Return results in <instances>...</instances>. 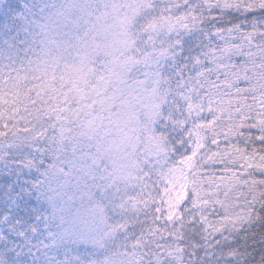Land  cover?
<instances>
[{
  "label": "trees",
  "instance_id": "trees-1",
  "mask_svg": "<svg viewBox=\"0 0 264 264\" xmlns=\"http://www.w3.org/2000/svg\"><path fill=\"white\" fill-rule=\"evenodd\" d=\"M87 2L0 0V118L5 123L0 128V186L29 182L24 200L35 215H48L40 227L22 228L13 221L0 229V264H200L203 255L208 264H264V0H141L130 30L138 39L135 62L130 66L121 59L108 69L93 62L111 73L107 89L117 104L109 114L93 108L89 117L95 126L81 109L84 100L79 104L71 90L74 72L62 71L70 53L79 51L82 35L93 29L92 13H106L104 0L92 7ZM178 15L184 22L174 29L171 22ZM115 25L114 20L103 23L106 32L113 27L119 43L122 29ZM194 43L207 49L198 70L209 100L207 135L215 150L214 159L199 164L193 177L191 202L211 210L202 229L208 238L202 252L194 247L201 229L161 228L148 217L150 189L170 163L166 154L182 132L174 117V80L167 81L181 76ZM158 46H165L167 62L152 72L161 83V97L149 134L135 138L142 145L133 154L144 152L134 160L136 210L121 216L100 197L111 177L105 169L120 163V147L110 145L121 137V124L113 118L123 105L122 91L145 77L147 60ZM52 59H61L62 68H51ZM154 151L159 158L152 166ZM104 207L112 210L109 226L116 231L97 252L80 240L83 231L94 238L95 215ZM52 231L58 233L56 247H43ZM93 238L89 235V241ZM135 238L144 239V253L130 248Z\"/></svg>",
  "mask_w": 264,
  "mask_h": 264
},
{
  "label": "rangeland",
  "instance_id": "rangeland-1",
  "mask_svg": "<svg viewBox=\"0 0 264 264\" xmlns=\"http://www.w3.org/2000/svg\"><path fill=\"white\" fill-rule=\"evenodd\" d=\"M110 1L88 0L86 6L91 7L94 3L103 2L106 8L105 15L102 13L97 15V12L92 13L93 29H87L81 40L76 39L79 40V51L75 54L74 52H69L72 57H68V64L64 68L60 65L61 59H52L50 65L51 68L57 70L61 67L65 73L66 71L74 72L72 82L75 86L73 87L70 84V87L79 104L84 102L85 109H81L89 120L88 124L91 122L89 113L93 108L100 115H103L109 114V110L117 106L112 100V93L107 89L109 85L108 78L111 73L105 72L101 66L95 67L93 62L99 63L106 69L117 65V62L120 63L121 59L125 60V63L130 66L135 62V44L138 45V39L134 36L132 39L130 30L132 27L131 22L134 21L139 12L138 4L141 0H129L132 4L131 6L126 5L124 0H114L111 3ZM147 1L149 0H145L146 4L148 3ZM79 9L80 6L78 7ZM104 19L110 22L114 20L115 27L122 29L117 34L123 35L124 41L121 40V42L117 43L114 40L116 38L114 36L115 33L111 31L113 27L106 32L107 27L103 26L106 21ZM183 22L184 18L178 15L172 20L171 24L174 29H180ZM165 26H162L161 29L166 33H170L172 29L166 30ZM87 33L88 36L86 37ZM164 48L165 46H158L157 49L154 48L152 50V54L147 60L148 72L142 73L145 77L138 79L139 81H131L130 89L126 88L124 92L122 91L120 97L124 98L122 99L123 105L116 112L118 119L113 118L114 124L117 123L118 126L121 124V137L117 139V142L112 141L110 145H114V148L120 147V163L117 166L111 163L113 166L108 165L105 169L111 177L109 178V184L101 191L100 197L101 204L116 208L121 216L124 215L127 209L136 210L135 206H137V203L131 196V189H133L134 182L137 180V165L134 160L139 159L140 155L143 158L144 152L133 154V148L136 150V147L141 143L140 139L135 142V138H138L137 133L146 132L148 135L150 132L149 125H152L153 119H156V106L161 97V83L158 80V76H155L152 72L153 70H159L160 66L164 67L167 63L164 59ZM133 50L134 52L131 54ZM206 54L207 49L205 46H200L196 43L192 44L183 59L184 69L181 76L179 78L178 76H172L167 81L174 80L171 85L177 95L174 117L176 122L180 124L182 132L178 140L172 143L170 151L166 154L170 163L163 168L161 174H158L154 185L150 189L152 209L148 217L150 216L149 218L161 228L179 231L185 225H189L202 231L209 223L210 208L205 203L193 204L191 202V198L195 195V184L193 181L195 169L201 163L212 161L215 156V150L207 135V127L211 121L208 116L209 100L204 97L202 92L198 70V65L201 64ZM72 65L75 67L72 68ZM143 68H146V64ZM57 79L61 78L57 76ZM111 79L113 82L115 81L114 77ZM119 83V80L115 82L117 89H119V86H117ZM67 92H69V89ZM113 93L118 95L114 91ZM80 98L84 101L82 102ZM109 117L111 119L112 116ZM4 124L3 119L0 118V128L5 127ZM91 124L95 126V121L91 122ZM148 138L145 137L144 141L146 142ZM150 145L151 143L147 142V146L149 147ZM158 158L159 156L155 154V151L150 153V164L155 166ZM131 159L133 160L131 161ZM28 184L29 182L24 180H16L10 184L0 186V229L13 221H16L22 228L28 226L40 227L47 220L48 215L46 212L35 215L33 207L24 200ZM105 207L104 210L97 212L95 215L98 221L95 228L92 226L94 238L89 232L86 234L83 231L81 237L84 241L80 240L84 245L86 243V245L94 247L97 252L104 251L103 248L111 242L116 231V229L113 230L109 226L111 222L109 215L112 210L110 208L105 209ZM89 235L93 238L92 241H89ZM57 236L58 233L52 231L44 238L41 245L53 249L56 247ZM1 242L2 239L0 238V246ZM207 243L208 238L205 230L201 233L199 232L198 241L194 244V247L202 252ZM144 244V239L135 238L130 248L135 252L144 253L142 251ZM75 245L79 246L78 244ZM77 250L80 249L77 248ZM209 262L210 259L206 255L201 256L200 264H208Z\"/></svg>",
  "mask_w": 264,
  "mask_h": 264
}]
</instances>
